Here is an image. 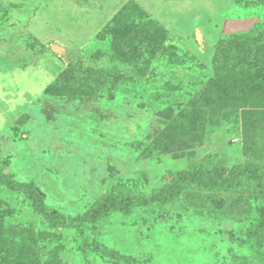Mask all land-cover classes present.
Here are the masks:
<instances>
[{"label": "rangeland", "instance_id": "rangeland-1", "mask_svg": "<svg viewBox=\"0 0 264 264\" xmlns=\"http://www.w3.org/2000/svg\"><path fill=\"white\" fill-rule=\"evenodd\" d=\"M4 175L0 264H264V0H0Z\"/></svg>", "mask_w": 264, "mask_h": 264}, {"label": "trees", "instance_id": "trees-1", "mask_svg": "<svg viewBox=\"0 0 264 264\" xmlns=\"http://www.w3.org/2000/svg\"><path fill=\"white\" fill-rule=\"evenodd\" d=\"M159 36L162 37V40L164 41L166 39L167 36L166 35V32L164 33V31H159L158 32ZM50 86V85H49ZM49 86L48 89L50 88ZM47 87L45 89V91L47 90ZM0 186H2L3 188L7 189V190H12V191H19L22 187L21 184H17L16 182H11L7 176H1L0 177ZM31 196L35 199H38V196L37 194H35V192H33L31 194Z\"/></svg>", "mask_w": 264, "mask_h": 264}]
</instances>
